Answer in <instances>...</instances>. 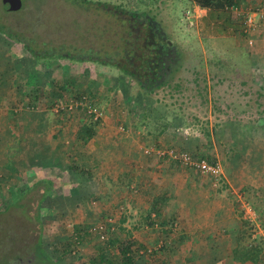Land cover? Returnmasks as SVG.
Listing matches in <instances>:
<instances>
[{"label": "rangeland", "instance_id": "1", "mask_svg": "<svg viewBox=\"0 0 264 264\" xmlns=\"http://www.w3.org/2000/svg\"><path fill=\"white\" fill-rule=\"evenodd\" d=\"M22 2L20 11L7 12L4 0H0V22H8L15 37L30 43L38 55L49 57H32L22 43L0 36L2 108L22 123L21 141L9 140L7 146H0V264H118L120 248L127 241L142 245L137 264H198L194 258L208 254L212 261L202 264H234V236L215 234L212 239L217 241L209 240L214 242L211 251L205 242L191 251L192 240L196 241L182 233L196 224L215 225L212 217L196 223L181 214L176 226L171 219L172 207L166 203L164 216H152L159 203L155 200L161 198L157 190L163 191L150 182L152 172L147 173L145 182L155 187L146 188L136 180L129 191L126 186L113 185L116 175L123 172L110 171L113 180L104 182L96 177L100 164L93 167L96 163L91 158L77 157V150L95 147V138L89 142L77 138L83 124L96 130L95 108L100 136L112 135V142H117V136L136 133L131 142L135 140L144 153H155L160 164L164 163L165 170L161 168L167 172L163 178L159 174V180L170 184L178 176L191 178L190 182L205 184L218 203L228 198L234 215L230 221L235 224L230 222L235 229L230 234L237 238L239 225L249 220L252 225L245 227L251 228L253 239L260 238L264 244V26L250 46L243 35V15L235 11L195 12L190 0ZM252 4L264 5V0ZM245 6L242 4L240 10L250 7ZM134 14L173 46L168 69L151 90L118 66L124 64V55L117 50L116 16L129 18ZM129 64L133 70L134 65ZM105 120L108 133L101 130ZM45 125L52 132H62L57 150L66 153L64 159L72 168L81 167L87 179H70L67 173L48 178L59 185L51 201L45 200L39 208V192L35 195L29 190L35 179L30 171L36 166L31 145L36 133H45ZM181 152L218 162L223 175L216 178L184 167L173 155ZM171 161L175 170L167 178L165 164ZM13 166L19 168L12 171ZM228 180L238 188L232 189ZM65 194L76 198L65 203ZM188 194L181 196L180 203L186 214L195 204L192 193ZM33 195V206H29ZM197 205L207 213L214 207L213 202L203 200ZM252 205L257 213L250 220ZM38 221L43 224L41 232ZM218 221L221 224L222 219L218 217ZM99 224L106 229L104 240L91 232ZM148 224L154 225L147 228ZM40 236L47 254L37 246ZM223 238L229 243L221 244ZM222 245L227 250L221 249ZM262 259L260 264H264V253Z\"/></svg>", "mask_w": 264, "mask_h": 264}, {"label": "crops", "instance_id": "2", "mask_svg": "<svg viewBox=\"0 0 264 264\" xmlns=\"http://www.w3.org/2000/svg\"><path fill=\"white\" fill-rule=\"evenodd\" d=\"M256 1H258V0H245L244 4L250 6L249 8H253L254 6L252 7L251 5H253L252 3H255ZM260 1H263V0H259V2ZM190 3L194 4L192 1H190ZM248 6H245V7H248ZM260 6H264V5H260ZM263 30H264V27H263ZM260 57H261V55H260ZM262 59H264V56ZM2 107H3V104L1 101L0 102V108H2ZM4 111L5 110L3 108L0 109V146H2V147H5L7 141H9V140H17V141L20 140L21 141V139L18 136L21 135V130H22V123L19 122L18 119H16L17 117H11L9 112L5 113ZM107 123H108L107 120H105L102 123L103 126L101 127V130L105 131L104 133L109 132V130L107 128H104L105 127L104 125ZM100 125L101 124L99 123V126ZM168 126H170V125H168ZM45 128H46L44 130L45 133L43 135L36 133V135L34 137L35 143H33L31 145V148H32L31 154L33 157H35L33 159V161L36 163V166H34L30 171V173H31L30 175H32L31 178H35L33 183L36 184L40 180L48 179V178H51L53 176H59L61 173H64V175H65V173H67V176H69L70 179L71 178H73V179L78 178L79 179V175L77 174V176H76V174H74L75 172L73 171L72 166H70V164H68V162L64 159L67 157L66 153L63 152L62 150H59V151L57 150L58 146H59L58 139H60L59 135L61 136V138L63 137L62 132L60 134H57V132H54V131L52 132L48 125H45ZM97 133L93 137V138H95V139H93V140H95V147L91 148V149L88 148L90 151L89 150H83V149L77 150L76 155L80 159L82 157H83V159H85L87 157L91 158L92 161H94L96 163V165H94L93 167H97L100 164V167L97 170L98 172L100 171V174L98 173V175H96V177H99L100 180L104 179V182H105V179H108V178L112 179L113 174L110 173V171L115 172L114 169H116V171H121L123 173L116 175L117 178H116V181L114 182L113 185L126 186L128 188V190L131 191L129 187L132 186V184L134 182L136 183V180H137V182H138L137 184H140L141 186H144L146 188L147 187L152 188V186H154L155 184L157 185V186L155 185L156 187L160 186L161 188H163V191L157 190V193H158V195H160L161 198H159V196H157V198H156L157 200H155V201L159 202L160 204L158 203L157 205H160V206L157 207L159 211L157 213L155 212L156 214H152L153 217L158 216V218H159L161 216H164V214H165L164 210L166 208L165 203H166L167 207H170V206L172 207V213L173 214H172L171 219L173 222H175L179 216H180V218H182V216L186 217V215H187V218L194 219V222H196V223L202 222V220L204 221V219L206 220V219H209L210 217H212L213 221L216 224L211 226V227L203 226V224L202 225L196 224L194 226H191V229L185 228L186 231H182L183 234L188 233L191 236V238L192 239L194 238V240L196 241V242H193V240H192V244L190 246L191 251H194V249H197L198 246H199V248H201V245L202 244L204 245L203 242L208 243L207 244L208 250L211 251V248H212L211 244L214 242H210L209 240L212 239V236H214L215 234H218L219 236H225V234H226L228 237L234 236V237H232L233 241H236L235 240L236 234L235 233L230 234V232H234L235 229H234L233 225H235V224H234V221H230V220H233L234 215L232 214V208H231V204H230L228 198H226L225 200L218 203L214 199L215 195L209 194V191L206 190L205 184H201L200 182H199L200 183L199 184L197 181L194 182L193 180H192V182H190L191 178H189L188 180H186V179L184 180L178 176L177 179L170 180V184H164L165 180H163V179L159 180L158 179L159 174L163 178V172L164 173L167 172V171H164L165 170V168L163 167L164 163L160 164L158 158L155 156L156 155L155 153H153L152 155H149L148 154L149 152L147 150H145V153H144L142 151L143 147L141 145L137 144V142L135 140L133 143L131 142V139H133L134 136L137 137L136 133L130 134L129 137L128 136L127 137H125V136L118 137L117 136V137H115L117 142H112L114 136H112L110 134H109L110 136L105 137V136H103V134H101V136H100V134L99 133L97 134ZM139 133L140 132H138V134ZM197 137L201 138V135L200 136L197 135ZM159 138L160 137L157 136V139H159ZM47 139H50V141L49 142L46 141ZM101 139L104 142H107V144L104 142H101L102 141ZM109 139H110V142H109ZM138 139H139V137H138ZM54 142H56L57 145L56 144L54 145ZM62 143H64V142L62 141ZM191 147H193V142L191 143ZM46 149H49V150H46ZM191 150H195V149L191 148ZM2 160H3V158H1V161ZM77 160H78V158H77ZM13 161H15V159ZM13 161H12V163H13ZM33 161H32V163H33ZM8 163H10V162H8ZM174 163H175L174 161H171L169 164H165V166L168 168V174L166 175L167 178H169V172L175 170ZM161 167H163L164 170ZM15 168H19V166H13L12 171H15ZM80 169H81V167H80ZM179 171L180 170L177 169L178 174H179ZM136 172H139V173H136ZM148 172H152V176H150V177H152V179H150V182L153 183V181H154L155 184H147V182H149V181L145 182ZM106 174H109V175H106ZM155 175H156V178H155ZM3 177H7V175H4ZM228 181H229L228 183H230L229 186L232 189L238 188V186L236 187V186L232 185L230 180H228ZM197 184H199V185H197ZM25 185H27V184H25ZM32 185L30 184V186H32ZM56 185H59V184L57 183ZM62 185H65V184H62ZM30 186L28 185V187H30ZM72 186H73V184H72ZM161 188H158V189H161ZM226 189L229 190V187L227 186ZM152 192H153V190H152ZM205 192L209 196H207ZM188 193H192V195L194 196L193 197L194 200L192 202L195 204H193V209L188 210V212L186 214L184 212V210L181 208L180 203L182 200L181 196L183 194L187 195ZM214 194H216V192H214ZM230 195L231 194H228V197H230ZM200 196H203V197L201 198ZM51 197H54V195L53 194L50 195L46 201H48V200L51 201ZM75 198H76L75 195L65 194L63 199H64V202L67 203L68 201L73 202V200ZM200 200H203V201L208 202V203L213 202L214 203L213 211H210V213L209 212L207 213L204 210L203 211L198 210L199 205H197V202ZM77 202H79V200ZM217 203L219 204V206H216ZM103 210L101 207L100 213H102ZM190 211L191 212L195 211L197 214L195 213V215H194V213H191ZM88 213H91V212L88 211ZM181 214H182V216H181ZM223 215H225V217H221ZM82 216L84 218H86V215L84 216L83 213H82ZM106 216H109V215H106ZM109 217H111V216H109ZM218 217H220L222 219L221 224L218 221ZM230 222L233 225H231ZM218 223L220 224V226H219L220 228L218 226H216ZM175 224L177 226L178 223L175 222ZM224 224H225V226H224ZM147 228H149V226H147ZM179 228H180L179 230L182 229L181 226H179ZM212 240L217 241L214 239H212ZM228 240L229 239H227V238L220 239V243L221 244H227V242L229 243ZM223 248L225 250L227 247L225 245L224 246L222 245L221 249H223ZM228 249H229V247H228ZM198 258H200V259H198ZM198 258H196V257L194 258L195 260L197 259L198 264H202L206 261L209 263L212 261V257L210 256V254H208V257L200 255V256H198Z\"/></svg>", "mask_w": 264, "mask_h": 264}, {"label": "trees", "instance_id": "3", "mask_svg": "<svg viewBox=\"0 0 264 264\" xmlns=\"http://www.w3.org/2000/svg\"><path fill=\"white\" fill-rule=\"evenodd\" d=\"M190 1H192L195 5H198L206 10L219 11L224 13L232 12L233 8H240V6L245 2V0ZM116 17V19L118 20V30L116 32V36L119 39L116 44L118 48L117 50L124 55V64L122 66L118 65L119 69L122 70V72H124L125 74H127V76H129L130 78H135L136 80H138L140 85H146V90H151V88L153 87V83L157 82L159 78L165 75L168 69L167 64L169 63L168 56L172 54L171 49L173 48V46L169 43V41H164L163 38H160L159 32L151 24L145 23V20L142 21L143 19L141 16L134 14L132 15V17L129 18H123L119 15H117ZM8 24L9 23L6 21L0 22V36L10 38L16 43H22L25 49L31 54L32 57H49L46 55H38L36 49L32 48L30 43L18 40L15 37V34L10 31L11 29ZM57 57L63 58V56L61 55ZM72 59L80 61L77 58ZM129 61L132 62V64L134 65L133 70L128 67L131 64H129ZM84 97L86 96L83 95L81 98L83 99ZM94 125H96L95 131L91 126L83 124L81 129L78 131V140H82L83 142H89L98 132L99 120H95ZM73 171L75 172L74 174L79 175V179H87V174L83 169L74 167ZM56 187L57 185L55 184V182L49 179H44L34 184V186L29 190H31L30 193L35 192V195L38 192L40 194L38 198L39 200L36 201V207L39 206L40 208V205L43 204V202L47 200L50 195L53 194L54 189H56ZM35 195H33V198H30L28 200L29 206L34 203ZM157 207L158 205L155 206L156 213L159 211ZM252 208L255 213H257V208L253 205ZM246 221L247 222H244L238 227L236 247L233 249V261L234 264H260L263 261V240H261L260 238L258 239L257 237V239L252 238V234L249 233V229L251 228L245 227V225H247V223H250L251 221ZM38 225L39 230L41 232L43 229V224L38 221ZM153 225L154 224H148L149 227H153ZM42 242L43 240L40 236L38 239L37 246L44 254H47L44 251V248L42 247ZM136 245H138V247L134 249ZM141 248L142 245L140 247L139 244H137L136 242H125L120 248L121 258L118 264H137V258L142 257L139 254Z\"/></svg>", "mask_w": 264, "mask_h": 264}, {"label": "built area", "instance_id": "4", "mask_svg": "<svg viewBox=\"0 0 264 264\" xmlns=\"http://www.w3.org/2000/svg\"><path fill=\"white\" fill-rule=\"evenodd\" d=\"M194 7L195 12L207 11L206 9L201 8L198 5H195ZM232 10L240 15H243V33L248 44L250 46H253L256 42V36H258V33L260 32V29L264 24V6H256L244 11H241L240 8H233ZM192 23L193 22H191V24ZM68 109L71 110L72 105H70ZM92 112L95 114V118L97 120L99 118L98 110L95 108L92 110ZM173 155L174 158L178 160L184 167L198 170L201 173L208 174L216 178L221 177L223 175V169L218 162L210 163L205 158L195 157L189 152L174 153ZM248 214V218L250 220H253L256 215L253 208H249ZM91 232L97 235L100 239H105L106 229L104 224H99L93 227Z\"/></svg>", "mask_w": 264, "mask_h": 264}, {"label": "water", "instance_id": "5", "mask_svg": "<svg viewBox=\"0 0 264 264\" xmlns=\"http://www.w3.org/2000/svg\"><path fill=\"white\" fill-rule=\"evenodd\" d=\"M23 7L22 0H4V9L7 12H17Z\"/></svg>", "mask_w": 264, "mask_h": 264}]
</instances>
